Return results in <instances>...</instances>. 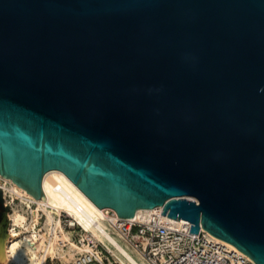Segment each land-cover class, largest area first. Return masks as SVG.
I'll return each instance as SVG.
<instances>
[{
	"label": "water",
	"instance_id": "95a60500",
	"mask_svg": "<svg viewBox=\"0 0 264 264\" xmlns=\"http://www.w3.org/2000/svg\"><path fill=\"white\" fill-rule=\"evenodd\" d=\"M51 171L264 264V0H0V176Z\"/></svg>",
	"mask_w": 264,
	"mask_h": 264
},
{
	"label": "built area",
	"instance_id": "2783aa9c",
	"mask_svg": "<svg viewBox=\"0 0 264 264\" xmlns=\"http://www.w3.org/2000/svg\"><path fill=\"white\" fill-rule=\"evenodd\" d=\"M4 178L0 176V192L3 203L12 210H18V204L27 214L38 211V203L34 200H23L12 196ZM42 210V209H40ZM38 211V221H29L27 227L15 226V230L45 233V224L41 223L44 212ZM107 230L123 245L139 254L145 264H255V262L234 246L219 240L203 229L199 233H189L191 224H173L162 210L153 212L147 219H121L110 209H102ZM70 238L80 246L89 247L90 251L77 254L74 264H121L116 261L105 242L98 240L91 231L86 230L78 221L65 212L54 213ZM28 217V216H27ZM45 225V226H44ZM28 227H30L28 229ZM23 230V231H24ZM67 243L63 246L65 247ZM53 257H47L52 259ZM54 260V259H52Z\"/></svg>",
	"mask_w": 264,
	"mask_h": 264
},
{
	"label": "bare ground",
	"instance_id": "6f19581e",
	"mask_svg": "<svg viewBox=\"0 0 264 264\" xmlns=\"http://www.w3.org/2000/svg\"><path fill=\"white\" fill-rule=\"evenodd\" d=\"M4 180L10 184L6 189L10 191L12 196L22 197L23 200H27V202L29 200H34L39 205L38 211L42 209L47 216V231L39 234L35 231L29 233L27 232L28 230L25 231L24 229L20 231L15 230V226L27 227L29 219L27 215H25L26 213H22L19 209L10 214V220L12 222L9 229H4L5 232L9 233L6 234L3 240L4 245L2 244V246H4L2 248V257H4L7 263L46 264L47 257L55 258L57 256L70 263L71 260L75 261L76 254H73V252L79 254L90 251L89 247L80 246L72 241L69 233L65 231L60 219L54 215L56 211L57 214L61 212L67 213L74 221H78L86 230L91 231L98 240L105 242L111 254L121 264H145L139 254L131 252L129 248L123 245L106 229L107 225L104 221L105 216L102 213V209L97 207L62 172L51 171L45 175L43 179L45 201L36 200L13 181L9 179ZM160 210H162V208L139 210L134 218L138 220L147 219L151 213ZM38 211H33L34 222H36V220L38 221ZM168 220L173 224H191L183 219H179L178 221L168 218ZM29 228L30 227H28V229ZM65 243L69 244L68 250H64L63 245Z\"/></svg>",
	"mask_w": 264,
	"mask_h": 264
},
{
	"label": "rangeland",
	"instance_id": "374dc122",
	"mask_svg": "<svg viewBox=\"0 0 264 264\" xmlns=\"http://www.w3.org/2000/svg\"><path fill=\"white\" fill-rule=\"evenodd\" d=\"M2 199H3V197H2ZM4 202V201H3ZM0 203V247H1V252H0V254H1V257L3 256L2 254H3V247L4 246H2V244L4 245V238H5V236H6V234H8L9 232H5L4 231V229H9V227H10V224H11V220H10V214H12V210H10V209H8L6 206H5V204L4 203ZM18 204V209H20V210H22V207H20L19 206V203H17ZM51 210V209H50ZM40 211H42V210H40ZM55 211V210H54ZM56 212V211H55ZM54 212V213H55ZM22 213H23V211H22ZM45 213V212H44ZM39 215H41L42 213L40 212V213H38ZM26 215V214H25ZM27 216H28V219H29V221H33V216H32V214L29 212V214H27ZM57 217V216H56ZM47 222V216H46V213L44 214V216H43V218H42V220H41V223L42 224H45ZM46 225V226H45ZM44 226H45V230L44 231H47V223L45 224ZM128 248V247H127ZM69 249V244L67 243L66 244V246L64 247V250H68ZM129 250L131 251V252H133V253H135L132 249H130L129 248ZM73 254H76V256H75V258H77V254L78 253H74L73 252ZM137 254V253H136ZM140 256V255H139ZM0 257V264H9V263H7V261L4 259V257H2L1 258ZM115 258V257H114ZM4 259V260H3ZM52 259H54V260H52ZM52 259H48L47 260V263L46 264H74V261H72L71 260V262L70 263H68V262H66V261H64L62 258H60L59 256H57V257H55V258H52ZM115 260L116 261H118L116 258H115ZM119 262V261H118ZM144 262V261H143Z\"/></svg>",
	"mask_w": 264,
	"mask_h": 264
}]
</instances>
